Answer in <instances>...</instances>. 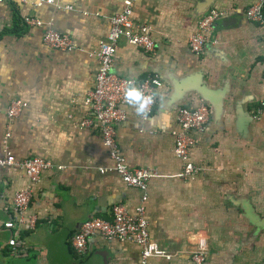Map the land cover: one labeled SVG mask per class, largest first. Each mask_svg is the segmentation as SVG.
<instances>
[{
    "label": "crops",
    "instance_id": "crops-1",
    "mask_svg": "<svg viewBox=\"0 0 264 264\" xmlns=\"http://www.w3.org/2000/svg\"><path fill=\"white\" fill-rule=\"evenodd\" d=\"M256 1H134V18L150 27L155 50L145 53L120 38L112 71L134 80L156 75L162 86L146 120L127 108L126 120L115 125L117 142L130 166L157 168L148 181L146 218L152 239L173 254L147 264H189L199 242L205 246L203 264H264V115L254 118L264 98V27L244 15ZM123 2L60 0L70 9L0 4V155L6 140L16 159L53 165L41 174L29 206L36 227L18 233L3 224L26 177L0 168V264H141L140 247L129 242L94 238L83 256L71 246L83 222L110 220L113 206L122 203L134 210L143 194L117 171H101L110 161L97 126L79 128L89 115L83 99L94 86L90 52L107 33L108 15ZM211 9L224 16L202 54L194 55L187 39ZM26 14L42 22L51 18L77 48L45 46L44 27L26 26ZM13 100L26 107L8 122L5 111ZM199 105L209 107L210 120L195 136L190 160L204 171L180 178L181 163L173 154L176 112ZM11 236L30 249L26 255L9 252Z\"/></svg>",
    "mask_w": 264,
    "mask_h": 264
},
{
    "label": "built area",
    "instance_id": "built-area-1",
    "mask_svg": "<svg viewBox=\"0 0 264 264\" xmlns=\"http://www.w3.org/2000/svg\"><path fill=\"white\" fill-rule=\"evenodd\" d=\"M135 0H124L120 9L108 15V30L99 41L96 48L90 52L95 57L96 71L94 74V86L86 93L83 104L88 110V117L84 119L79 128L91 129L96 125L99 131L102 146L105 148L110 164L102 167V172L117 171L125 183L129 186L140 188L143 191L141 202L130 210L126 204H118L112 208L110 220L93 218L83 222L76 233L71 237V246L76 254L85 255L89 250L91 239L101 238L107 242H129L140 247L141 264H147L151 258L170 259L173 254L167 252L150 235L148 219L146 218V202L148 199V181L158 175L156 167L137 166L128 164L126 157L117 142L115 125L126 120V110L131 107L124 102L123 92L127 81L133 80L137 87L144 90L145 94L155 93L153 103L149 106L143 120L151 114L157 100V90L162 86L158 76H148L143 80L120 78L112 71V63L117 50L118 41L124 38L127 43L136 46L145 53H153L155 43L150 37V27L144 22L134 18L133 5ZM14 2L19 5H32L41 8L44 4H50L55 8L70 9L64 6L60 0H0V4ZM244 15L248 21L258 23L264 27V1L258 0L249 6ZM224 16L223 12L211 9L204 13L197 28L188 39L189 51L194 55L202 54L205 45L211 40L210 33L215 22ZM23 22L29 27H44L42 42L45 46L57 51H71L77 48L73 38L67 32L54 28L53 20L42 22L38 17L25 15ZM26 103L21 100H13L7 108L8 122L21 114ZM264 115V98L255 109L254 118L260 119ZM210 120V109L205 105L196 108L181 107L176 112L177 130L175 132L173 154L181 163L180 178H188L201 174L204 169L190 160V153L195 145V136L202 133ZM9 137V133L6 134ZM3 150L0 155V168L20 170L26 177L27 184L14 192L11 198L12 217L3 224L7 230L21 232L31 231L36 227L37 216L30 214L29 206L33 199L35 186L39 183L41 174L51 170L53 165L40 158L16 159L9 151L7 141H3ZM9 252L14 256H24L29 248L22 244L21 240L11 236L7 242ZM205 260V246L199 242L196 248L189 254V264H203Z\"/></svg>",
    "mask_w": 264,
    "mask_h": 264
},
{
    "label": "clouds",
    "instance_id": "clouds-1",
    "mask_svg": "<svg viewBox=\"0 0 264 264\" xmlns=\"http://www.w3.org/2000/svg\"><path fill=\"white\" fill-rule=\"evenodd\" d=\"M155 93L145 94L144 90L137 87L133 80L127 81L123 92L124 102L134 108L139 116L146 115L149 106L153 103Z\"/></svg>",
    "mask_w": 264,
    "mask_h": 264
}]
</instances>
